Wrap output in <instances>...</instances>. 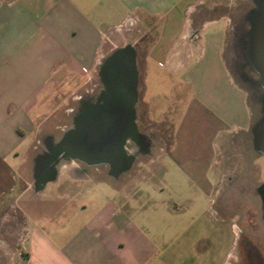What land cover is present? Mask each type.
<instances>
[{
  "label": "crops",
  "instance_id": "crops-1",
  "mask_svg": "<svg viewBox=\"0 0 264 264\" xmlns=\"http://www.w3.org/2000/svg\"><path fill=\"white\" fill-rule=\"evenodd\" d=\"M203 3L0 0V264H154L158 258L142 219L132 214L142 191L104 180L111 195L91 205L28 196L24 167L33 135L48 129L64 93L77 97L96 76L107 48L135 47L150 38L146 60H163L188 93L168 150V174L213 196L225 141L249 132L255 141L247 93L224 58L229 19L205 18L199 26L186 20ZM215 25L221 29L204 37ZM151 174L130 185L138 190L153 183Z\"/></svg>",
  "mask_w": 264,
  "mask_h": 264
},
{
  "label": "rangeland",
  "instance_id": "rangeland-1",
  "mask_svg": "<svg viewBox=\"0 0 264 264\" xmlns=\"http://www.w3.org/2000/svg\"><path fill=\"white\" fill-rule=\"evenodd\" d=\"M202 1L186 20L189 18L199 26L205 18L229 19L224 58L234 81L247 93L254 128L262 120L264 96L260 76L247 53L256 0ZM219 29L221 25L211 26L203 36H212ZM149 39L146 36L137 46L132 45L135 52L138 48L139 72L135 127L125 145L131 166L114 177L108 176L103 167H99V172L90 169L85 174V164L65 154L56 155L63 134L71 129L81 109V102L95 98L102 89L98 73L114 51L107 48L96 76L79 90L77 97L64 93L65 99L54 118L48 121V129L33 135L26 149L32 152L24 167L25 180L30 184L28 196L50 200L71 198L77 200V206L91 205L90 200L103 201L111 195L104 180L117 185L124 183L131 191H142L137 194L138 211L132 214L142 219L141 226L156 244L158 258L154 264H264L263 203L258 193L264 185V155L255 149L250 132L225 141L222 149L228 155L218 158L222 162V166H217L220 180L212 197L179 175L168 174L169 170L173 172L168 150L188 93L176 85L178 79L170 76L163 60H146ZM73 169L78 173L74 175ZM140 169H144V174L138 173ZM153 172V183L144 182L137 186L138 190H134L136 185H130L142 178L150 179ZM146 193L150 195L149 201Z\"/></svg>",
  "mask_w": 264,
  "mask_h": 264
},
{
  "label": "water",
  "instance_id": "water-1",
  "mask_svg": "<svg viewBox=\"0 0 264 264\" xmlns=\"http://www.w3.org/2000/svg\"><path fill=\"white\" fill-rule=\"evenodd\" d=\"M249 58L260 76L264 89V0H256L252 14ZM136 52L131 45L116 49L101 65L98 76L103 90L74 122L62 141L68 151H56L88 164L106 163L117 176L131 166L132 159L125 153V145L134 132L137 101L138 68ZM264 115V96L261 99ZM264 124V122H263ZM263 124L261 126H263ZM253 130L256 149L264 154L263 129ZM40 186L38 185V189ZM264 185L258 189L261 194Z\"/></svg>",
  "mask_w": 264,
  "mask_h": 264
},
{
  "label": "flooded vegetation",
  "instance_id": "flooded-vegetation-1",
  "mask_svg": "<svg viewBox=\"0 0 264 264\" xmlns=\"http://www.w3.org/2000/svg\"><path fill=\"white\" fill-rule=\"evenodd\" d=\"M249 37H250V36H248V42H251ZM249 48H250V45H249ZM247 53L249 54V49L247 50ZM102 90H103V87H102V89L98 92L97 96L99 95V93H100ZM97 96H96V97H97ZM96 97L93 98V99H87V100L81 102V109L79 110V113L74 117V119H73V123H72V127H73L74 122H75V121L77 120V118L81 115V113H83V111L86 110L89 106L93 105V103H94ZM263 122H264V115L262 114V120H261V123H260V124L258 123V125L261 126V125L263 124ZM72 127H71V128H72ZM261 128L263 129L262 135L264 136V124H263V126H261ZM66 132H67V131H66ZM66 132L63 134L62 139H61V141H60V149H62L63 151H68V149H65V148L63 147V144H62V141H63V139H64V136H65ZM125 153H126L127 156H129V153L127 152L126 149H125ZM76 160H77V159H76ZM78 161L86 165V166H84V171H85L84 173H85V174H86V171H89L90 169L94 170L95 172H99V171H100L99 167H103V168H106V174H107L108 176L110 175V176H112V177H114V173H113V171H115L116 168L118 169V167H120V165H121V163H122V161H120L119 164H116V165L110 167V166H109L108 164H106V163H100V164H88V163L82 162V161H80V160H78ZM96 174H97V173H96ZM262 186H263V185H262ZM260 187H261V186H260ZM259 195H260V198H261L262 203H263V212H262V213H263V217H264V189L262 190L261 194H259Z\"/></svg>",
  "mask_w": 264,
  "mask_h": 264
}]
</instances>
